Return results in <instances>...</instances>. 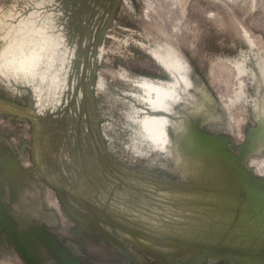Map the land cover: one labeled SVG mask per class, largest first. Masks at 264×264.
Returning a JSON list of instances; mask_svg holds the SVG:
<instances>
[{
	"label": "rangeland",
	"instance_id": "374dc122",
	"mask_svg": "<svg viewBox=\"0 0 264 264\" xmlns=\"http://www.w3.org/2000/svg\"><path fill=\"white\" fill-rule=\"evenodd\" d=\"M40 1L43 3L40 10L54 15L55 31L64 35L65 43L71 46L77 42L78 56L70 68L68 87L60 95V105L53 109L49 103L36 122L27 115L0 112V203L19 232L39 227L85 264H131L89 221L93 217L88 209L71 196L82 201L88 196L93 204L108 202L105 179L113 165L164 181L179 180L158 166L161 160L158 154L153 152L148 157L133 154L129 141L132 124L126 120L132 100L124 95L132 87L119 79V71L168 80L167 74L140 45L154 46L163 41L173 45L188 60L193 74L206 85L218 112L225 118L223 124L203 126L200 130L227 137L230 151L238 153L255 127L250 106L238 102L231 110L230 126L229 113L222 106L229 105L240 81L244 82L248 98L253 85L248 77H238L226 60L245 58L246 68L253 70L255 60L264 57V0H181L168 7L166 0H149L153 6L148 14L147 0H127L128 4L118 0L114 8V0H0V20L16 25L20 16L37 10ZM14 14L16 18L9 17ZM169 14L170 20L166 18ZM100 47L103 49L100 59L92 65L89 62L84 76L89 92L86 100L78 96L81 89L78 83L71 87L72 80L81 77L82 57L94 48L92 53L96 57ZM99 76L105 82L102 91L95 86ZM0 101L21 109H33L34 105L31 88L22 81L7 85L0 80ZM36 123L40 126L38 132ZM6 150L13 161L5 155ZM249 158L246 164L251 175L264 180V162L257 169L250 163L263 161L264 152ZM7 166L14 176V181L8 184ZM139 198L141 195L132 191L125 197L127 206H133ZM1 227L0 222V230ZM105 229L124 242L140 264H164L154 253L123 241L120 230L112 224ZM34 249L38 264H55L44 248L34 246ZM172 260L185 261L181 257ZM0 264H25L6 233L0 235ZM205 264L223 262L208 260Z\"/></svg>",
	"mask_w": 264,
	"mask_h": 264
},
{
	"label": "bare ground",
	"instance_id": "6f19581e",
	"mask_svg": "<svg viewBox=\"0 0 264 264\" xmlns=\"http://www.w3.org/2000/svg\"><path fill=\"white\" fill-rule=\"evenodd\" d=\"M166 1L168 7L176 6L181 0ZM117 2L114 0L113 8ZM125 2L128 4L127 0ZM42 5L40 1L37 10L20 16L16 25L0 20V80L7 85L22 81L31 88L34 99L33 109H21L0 101V112L27 115L35 122L49 103L53 109L61 104L60 95L68 87L70 68L78 56L77 42L71 46L65 43L64 35L55 31L54 15L40 10ZM146 5L148 14L153 5L149 0ZM15 16L9 15L12 19ZM171 17L169 14L166 18L170 20ZM247 44L252 50L253 46ZM140 47L146 49L169 79L130 76L122 68L119 71V79L132 87L124 93L132 100L126 113V120L132 124L130 147L135 156L158 154L161 158L158 166L175 174L179 180L164 181L113 165L105 179L108 202L93 204L88 196L83 201L78 196H71L93 213L92 221L103 227L116 225L123 241L168 262L176 254L185 261L196 254L181 242L264 253V195L248 189L243 182L244 177L253 179L246 164L249 157L264 152V57L255 60L253 70L246 68L245 58L226 60L238 77H248L253 85L248 98L244 82L240 81L229 105L222 106L229 113L227 122L230 126L231 110L240 101L248 103L255 124L247 134V144L238 153H233L226 147L225 137L200 130L203 126L223 124L225 118L218 112L206 85L193 74L184 55L165 41L154 46L141 44ZM94 50L82 57L81 77L78 81L73 79L71 84L74 87L78 83L81 88L78 96L86 100L89 92L82 75L87 72L89 62L92 65L103 53L100 47L95 57ZM95 86L98 91L104 89L102 77H98ZM36 126L38 132L40 126L38 123ZM37 136L40 139L39 133ZM100 148L103 150L102 146ZM5 155L13 161L7 150ZM263 162L251 160L250 163L257 169ZM6 171L5 182L8 184L14 181V176L9 166ZM258 180L264 184L263 179ZM53 185L59 188L55 183ZM132 191L141 198L129 207L125 197ZM0 214L7 229L12 231L13 223L1 211ZM31 231L43 236L38 228ZM29 233H16V236L31 252L27 244ZM244 260L253 262L250 258Z\"/></svg>",
	"mask_w": 264,
	"mask_h": 264
},
{
	"label": "water",
	"instance_id": "95a60500",
	"mask_svg": "<svg viewBox=\"0 0 264 264\" xmlns=\"http://www.w3.org/2000/svg\"><path fill=\"white\" fill-rule=\"evenodd\" d=\"M114 3V1H113ZM85 74L82 75L84 78ZM30 117V116H29ZM211 134V133H210ZM224 138V137H223ZM227 139L226 147L229 149L230 140ZM230 151V149H229ZM243 176V175H242ZM253 179H247L244 177V184L248 189H255L259 194L264 195V184L260 182L256 177H252ZM256 194V193H255ZM258 194V193H257ZM0 211L4 216L7 217V215L4 212V207L2 206V203H0ZM92 217L94 218L93 213L88 210ZM74 215V214H73ZM74 217H76L74 215ZM2 215L0 214V222H1V230L0 235L2 233H6L16 250V252L19 254V256L22 258L25 264H38L37 255L34 249V246L39 248H44L55 264H85L82 261H80L77 258L72 257L70 254H68L65 249L62 247V245L49 233H47L45 230L39 228V227H31L28 231H24V233H29L33 229H40L43 236L36 234L34 232L29 233V238L27 240V244L30 246L31 252H28L26 247L21 243L20 239L16 236V233H21L17 230L15 224L13 223L12 231H9L7 227L5 226ZM79 219L78 217H76ZM93 225L96 227V229L110 242H112L114 245H116L120 251L124 254V256L131 262V264H140V262L132 255V253L126 248L123 242L120 240L114 238L109 232L105 229V227L101 226L100 223L97 221L89 220ZM84 223V220H82ZM116 228H118L116 225L112 224ZM184 246L188 248H192L190 250H194L193 253H196L194 256H192L187 261H167L164 259H161L160 256L155 254L160 260L164 261V264H205L208 260H219L222 261L223 264H264V253L262 252H247L239 248H233L229 246H222V245H205L200 243H193V242H181ZM174 257H181L180 254H176ZM182 258V257H181ZM250 258L253 260V262H246L244 259ZM183 259V258H182ZM241 259V260H240Z\"/></svg>",
	"mask_w": 264,
	"mask_h": 264
}]
</instances>
